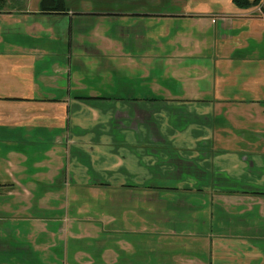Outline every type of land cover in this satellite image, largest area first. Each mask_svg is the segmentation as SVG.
<instances>
[{"label":"crops","instance_id":"0c3cea01","mask_svg":"<svg viewBox=\"0 0 264 264\" xmlns=\"http://www.w3.org/2000/svg\"><path fill=\"white\" fill-rule=\"evenodd\" d=\"M65 3L0 10V264H264L259 7Z\"/></svg>","mask_w":264,"mask_h":264},{"label":"rangeland","instance_id":"374dc122","mask_svg":"<svg viewBox=\"0 0 264 264\" xmlns=\"http://www.w3.org/2000/svg\"><path fill=\"white\" fill-rule=\"evenodd\" d=\"M67 7V6H66ZM259 7V8H256ZM250 8H255L258 14L260 15H264L262 10L260 9V6H251ZM116 66L115 68H117L118 70H115L116 73H114L115 76H118L120 74H122V76H126V77H130V76H134L133 78L136 80H125V81H113L111 82L110 85H107V88L109 91H111L110 93L107 94H120L121 91L127 95L126 93L129 92L130 95H132L133 97H139V98H145L146 100H154L156 102V99H158L164 92H162V88L161 86H158V84L156 85L157 87L153 86V82L152 81H143L140 80L138 78V75H140L142 72L148 73V72H154L156 74H161V71L158 70V68H156V66H128V67H123L120 65H114ZM145 68V69H144ZM167 71V70H166ZM165 71V72H166ZM165 76H167L166 73H164ZM110 82H107L106 84H108ZM102 92V91H101ZM83 195V194H82ZM81 195V196H82ZM96 195H91L90 199L92 200V198H94ZM180 194H176V197L179 198ZM162 197L165 198L166 195L162 194ZM200 197V195H195L193 194V197L191 199L196 200ZM98 199L99 200H107L108 197L104 196V195H98ZM166 199V198H165ZM201 199H198V201H200Z\"/></svg>","mask_w":264,"mask_h":264},{"label":"trees","instance_id":"16d2710c","mask_svg":"<svg viewBox=\"0 0 264 264\" xmlns=\"http://www.w3.org/2000/svg\"><path fill=\"white\" fill-rule=\"evenodd\" d=\"M8 0H0V10L4 9ZM235 5L240 8H249L253 5L261 6L262 12L264 14V0H233ZM66 3L65 0H41V9L43 11H59L63 12L65 10Z\"/></svg>","mask_w":264,"mask_h":264},{"label":"built area","instance_id":"2783aa9c","mask_svg":"<svg viewBox=\"0 0 264 264\" xmlns=\"http://www.w3.org/2000/svg\"><path fill=\"white\" fill-rule=\"evenodd\" d=\"M260 9H261V6H260ZM262 10V9H261Z\"/></svg>","mask_w":264,"mask_h":264}]
</instances>
